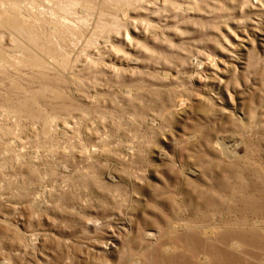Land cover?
I'll use <instances>...</instances> for the list:
<instances>
[{
    "label": "rangeland",
    "instance_id": "obj_1",
    "mask_svg": "<svg viewBox=\"0 0 264 264\" xmlns=\"http://www.w3.org/2000/svg\"><path fill=\"white\" fill-rule=\"evenodd\" d=\"M0 264H264V0H0Z\"/></svg>",
    "mask_w": 264,
    "mask_h": 264
}]
</instances>
